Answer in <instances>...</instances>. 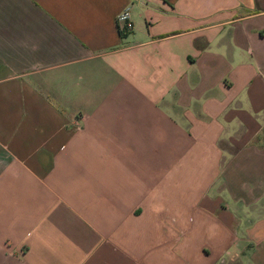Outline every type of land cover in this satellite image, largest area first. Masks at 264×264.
<instances>
[{"label":"crops","instance_id":"obj_1","mask_svg":"<svg viewBox=\"0 0 264 264\" xmlns=\"http://www.w3.org/2000/svg\"><path fill=\"white\" fill-rule=\"evenodd\" d=\"M0 264H264V0H0Z\"/></svg>","mask_w":264,"mask_h":264},{"label":"built area","instance_id":"obj_2","mask_svg":"<svg viewBox=\"0 0 264 264\" xmlns=\"http://www.w3.org/2000/svg\"><path fill=\"white\" fill-rule=\"evenodd\" d=\"M116 22L117 24L121 25L123 30H129L131 28V20L129 14V7H123L117 14H116Z\"/></svg>","mask_w":264,"mask_h":264}]
</instances>
